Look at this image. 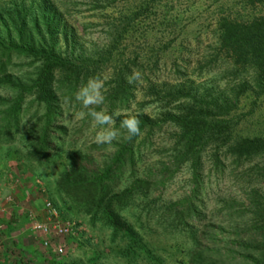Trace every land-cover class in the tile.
I'll return each mask as SVG.
<instances>
[{
    "label": "rangeland",
    "instance_id": "rangeland-1",
    "mask_svg": "<svg viewBox=\"0 0 264 264\" xmlns=\"http://www.w3.org/2000/svg\"><path fill=\"white\" fill-rule=\"evenodd\" d=\"M37 1L0 0V14L13 16L14 3ZM41 1L59 15L50 28L57 50L92 62H85L76 80L72 70L55 76L62 112L50 124V160L33 150L45 111L35 93L24 95L18 128L0 131V264L7 247L20 257L17 264H198L209 258L215 264H252L247 254L259 243L246 241L260 239L256 228L264 221L263 153L238 157L220 136L204 141L192 190V159L180 155L181 128L171 120L145 127L131 144L134 163L125 162L108 181L109 194L130 188L113 209L132 226L133 242L122 224L112 228L101 212L92 216L59 179L78 156L101 161L113 152L127 124L119 113L160 119L193 102L184 87L200 100L201 94L209 99L231 93L244 78L252 83V70L236 67L222 41V24L264 17V0ZM37 64L31 55L12 54L6 65L10 79L0 78V105L18 93V82L35 75ZM118 73L129 93L109 111L106 97ZM234 113V137L264 134V94L247 91ZM56 221L68 230L59 232ZM41 223L49 231L35 228Z\"/></svg>",
    "mask_w": 264,
    "mask_h": 264
},
{
    "label": "trees",
    "instance_id": "trees-1",
    "mask_svg": "<svg viewBox=\"0 0 264 264\" xmlns=\"http://www.w3.org/2000/svg\"><path fill=\"white\" fill-rule=\"evenodd\" d=\"M30 5L15 6L14 15L8 17L0 14V78L10 79L6 65L9 63L13 53H23L31 55L38 64L35 75L30 76L25 82L17 83L18 93L14 95L10 102L0 105V131L16 130L20 123V116L25 106V93H35L38 99L44 104L43 120L40 124V133L38 141L34 147V152L44 160H50V142L53 141L51 134L53 126H50L56 114L62 112L59 103L58 92L55 86V76L57 72L72 70L75 74V80L80 78L82 67L85 62L90 61L88 56L73 57L57 50L56 36L50 34V28L56 25L59 20L55 18L56 9L46 4L44 1H37ZM34 5V6H33ZM35 7L37 8L35 10ZM8 19V20H7ZM54 27V26H53ZM44 28V31H43ZM221 38L223 42H228L233 51L234 63L236 67H249L252 70L253 82L241 79L230 88L231 93L222 91L219 95L210 94L206 99L201 94L200 100L196 95L190 92L191 87H184L185 94L192 95L193 102L185 107L183 112L178 114L167 112L160 119L150 117L145 113L128 115L126 113L117 114L120 122L127 123L123 128V136L117 142L116 148L101 161L96 160L92 155L84 156L86 162L79 158L73 160L60 176L61 187L74 194L75 197L82 199L87 206V211L92 216H98L101 212L108 224L114 228L120 224L123 225V231L133 242L137 235L133 232L132 226L122 220L121 215L113 209V203L119 201V198L130 188H125L121 192H112L108 181L116 169H119L126 162L133 164L132 142L138 133L145 127L157 125L160 121L171 120L181 128L182 134V154L188 155L192 159V177L194 184L192 190L197 186V161L200 147L204 141L210 138L221 137L222 142L228 144V149L236 156H253L255 154H264V134L263 135H233V124L231 120L235 117L234 111L237 110L241 97L250 91L254 95L264 94V17L254 18L248 22H225L222 24ZM67 72L66 76L69 77ZM74 85L66 87L67 92H72ZM129 93V83L121 73L114 78L109 87V94L106 97L108 109L111 110L116 101H127ZM206 93V92H205ZM204 103V105L202 103ZM200 104L196 106V104ZM112 111V110H111ZM191 190V191H192ZM261 216L264 214V205H262ZM261 233L260 239L251 238L246 241L247 245L254 242L259 243L256 246V252H248L252 264H264V221L256 228ZM3 233L6 229L2 228ZM211 239L209 251H213L216 244ZM241 241V240H240ZM3 264L19 263L20 257L13 252L10 247L6 248ZM206 262L198 264H215L214 258H209ZM17 264V263H14Z\"/></svg>",
    "mask_w": 264,
    "mask_h": 264
},
{
    "label": "built area",
    "instance_id": "built-area-1",
    "mask_svg": "<svg viewBox=\"0 0 264 264\" xmlns=\"http://www.w3.org/2000/svg\"><path fill=\"white\" fill-rule=\"evenodd\" d=\"M45 207L47 208L49 214L54 215L55 217L57 216V209L51 201L47 200L45 202ZM53 226L61 233L66 232L68 230V227L65 224H59L58 221L54 222ZM35 228L41 231H49L50 226H48L46 223H41V224H36ZM43 243L46 245L48 242L47 240H45ZM57 249L60 252L63 250L61 246H59Z\"/></svg>",
    "mask_w": 264,
    "mask_h": 264
}]
</instances>
